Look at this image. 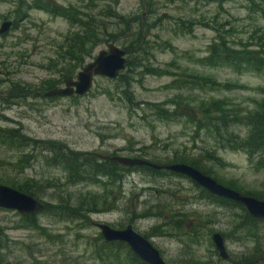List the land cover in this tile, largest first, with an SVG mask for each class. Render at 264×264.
I'll use <instances>...</instances> for the list:
<instances>
[{"label":"rangeland","instance_id":"374dc122","mask_svg":"<svg viewBox=\"0 0 264 264\" xmlns=\"http://www.w3.org/2000/svg\"><path fill=\"white\" fill-rule=\"evenodd\" d=\"M30 1L0 0V25L11 23L0 35V130L19 129L30 139L51 140L104 159L139 158L137 150L146 153L141 159L148 161L184 154L200 159L209 168V177L222 186L232 183L239 191L232 190L242 195L264 190L263 156L248 157L241 150L220 148L213 133L197 131L193 122L183 117L157 116L146 107L158 105L171 115L176 106L189 112L187 107L221 100L228 114L253 112L264 90V67L236 70L218 64L207 66L204 60L208 48L218 40L236 50L260 51L257 48L264 44L261 1L224 0L218 5L213 0H48L77 8L84 15H103L110 7L128 27L104 20L107 28L102 32L113 35L115 41L110 43L124 53L127 50L126 62L134 63L129 72L122 70L120 83L96 77L82 97L53 98H44L46 91L39 92V85L51 76L48 68L70 28L63 18L36 9H25L21 17L16 10L18 2ZM105 45L97 46L83 64ZM145 67L157 69L161 76L144 74ZM185 75L209 77L228 88L201 91L172 84ZM127 85L138 105L135 109L126 106L121 94ZM229 132L243 138L246 128L231 126ZM38 151L32 152L36 158L28 165H18L20 154L31 150L18 153L0 143V177L9 176L16 182L31 179L38 189V201L54 205L68 200L69 205L83 209V219L61 220L38 212L34 214L36 228H24L21 215L0 209V264H131L124 251L108 260L97 258L95 247L102 238L96 224L113 229L130 226L166 264H234L255 252L257 240L264 251V225L258 226L254 238L238 237L231 230V220L240 211L199 199L196 185L187 178L164 175L153 181L135 171L114 185L104 181L69 185L60 169L45 167ZM208 152L219 162L205 160ZM84 197L87 201L95 198V211H85L91 204L79 205ZM213 233L225 234V261L214 250ZM245 264H264V256Z\"/></svg>","mask_w":264,"mask_h":264},{"label":"trees","instance_id":"16d2710c","mask_svg":"<svg viewBox=\"0 0 264 264\" xmlns=\"http://www.w3.org/2000/svg\"><path fill=\"white\" fill-rule=\"evenodd\" d=\"M79 3H83V0H77ZM216 4L220 5L224 0H213ZM264 4V0H259ZM17 8V12L21 17L25 16V9H36L42 11L46 14H51L54 17H61L67 21L69 25V30L62 38L60 42V53L57 55L54 63L48 68L51 71V76L43 80L39 85V92L47 91L63 84L66 80L72 79L75 76L76 71H78L84 64L86 58H90L93 50L99 46L102 42L108 43L115 41V38L111 34H104L107 20L115 22V26H121L125 24L126 20L111 11L110 7H106L103 15H84L77 11V8L72 7H61L54 4L48 0H31L29 4H23L22 2ZM116 4V1L113 2ZM254 6V5H252ZM104 20H106L104 22ZM117 23V24H116ZM16 26V24H12ZM128 27L126 24L123 25ZM104 34V35H103ZM104 36V38H102ZM135 40V43H138ZM260 51H248V50H236L234 48H229L222 40H218L216 45L210 46L208 48V57L204 60V65H225L230 66L236 70H254L259 71L264 67V44L257 48ZM127 54V50H125ZM52 63V62H49ZM134 66V63L125 64L124 69L129 72V69ZM144 74L152 76H161L157 69L151 67H145L143 69ZM122 72V71H121ZM121 72L118 74L115 81L117 83L121 82ZM185 79H177L172 81V84H179L181 86L187 87L191 90H226L228 86L216 84L215 81L211 80L209 77L205 76H194L185 75ZM35 89L32 90V93ZM26 92H30L29 90ZM35 94V93H33ZM121 94L126 101V106L130 108H136L138 105L134 100V97L129 90V85L126 89L121 91ZM262 98L256 104L255 109L251 113H246L245 115H237L236 113L228 114V110L225 109L226 105L221 100H211L207 103L199 104L197 107L189 108V112H185L184 108H176L173 113L169 115L166 110L160 109L158 105L149 104L146 107H150L149 111L157 116H172L175 118H184L189 122H193L195 129L206 130V132H211L215 138L220 142V148H228L231 150H241L247 154L248 157H253L256 154L263 156L264 161V90L261 92ZM175 103V102H172ZM187 106V105H185ZM192 111V112H191ZM200 119H199V118ZM242 125L246 128V133L243 138L237 137L229 132L231 126ZM224 130V132H222ZM222 132V133H221ZM223 134V135H222ZM0 143L7 145L10 150H15L20 153L21 151L29 148L31 153L20 154L17 164L24 165L29 164L31 160L36 158L33 151H38L37 155L41 153V162L47 168L60 169L62 173L65 174V182L69 185H97L101 181L108 182L114 185L115 182L119 181L125 174L130 172H140L145 177L151 178L150 180L155 181L158 176L173 175L166 171H155L147 167H132L126 168L119 166L118 164L107 160L106 158H100L93 153L77 152L67 148L66 145L62 143H57L51 140L47 141H37L30 139L23 135L19 129H6L0 130ZM140 154L139 158L146 156L142 150H137ZM137 156V157H138ZM136 158V157H135ZM205 160L211 162H219L213 156L212 153H206L204 156ZM161 159L150 158L149 162L157 165H169V164H186L189 165L202 174L206 176H211L209 168L202 165L200 159L188 157L184 154H173L170 158L164 157L163 161ZM148 161V160H147ZM2 169L0 164V170ZM212 177V176H211ZM0 184L9 186L17 190L18 192L27 194L34 199H37V188L33 184L31 179H24L21 182H16L9 176L5 178L0 177ZM48 186L51 183L46 182ZM225 187L229 189L238 190L232 183H226ZM198 189V198L204 199L207 203L228 210L238 209L239 214H234V219L231 220V230L239 237H253L257 236L258 226L264 225V222L258 219L251 218L243 207L239 204L233 203L231 201L214 197L208 194L205 190ZM234 190V191H236ZM239 191V190H238ZM237 192V191H236ZM240 193V192H238ZM243 195L252 197L257 200L264 201V190L258 192H246ZM70 202H58L54 205H48L42 203L43 207L40 211L42 214H50L55 218L61 220H80L83 217L81 212L82 208H75L69 205ZM91 204L92 209L88 208L85 211H95L96 200L90 199L87 201L86 198H82L79 202L80 206L87 207ZM78 207V206H77ZM150 216H155L154 214L146 213ZM144 216V215H143ZM34 214L31 215H21L22 227L24 228H36L34 222ZM101 238L100 236H98ZM222 239L225 234L221 235ZM254 238V237H253ZM260 239V238H258ZM0 247H3L0 239ZM97 252V258L102 260L104 258L110 259L114 258L116 254L120 251H124L128 261L131 264H144L136 256H134L128 247L121 242H110L106 243L103 240L100 244L95 247ZM264 256V251H262L261 246L259 247L258 240L255 244V252L251 253L248 258H241L234 264H245L253 259H260Z\"/></svg>","mask_w":264,"mask_h":264},{"label":"water","instance_id":"95a60500","mask_svg":"<svg viewBox=\"0 0 264 264\" xmlns=\"http://www.w3.org/2000/svg\"><path fill=\"white\" fill-rule=\"evenodd\" d=\"M10 26V22H2L0 25V35L4 34ZM125 64L124 51L116 47L113 43H107L104 49L98 50L92 60L86 62L76 72L73 79L66 80L61 87L50 89L43 93L42 96L44 98L82 97L90 91L94 78L99 77L114 80L124 69ZM106 159L126 168L147 167L155 171H166L187 178L208 194L239 204L251 218L264 222V201L242 195L222 186L189 165L179 163L157 165L145 159L121 156H111L106 157ZM42 207V203L37 199L0 184V209L14 211L19 215H31L40 212ZM95 227L104 242L124 243L130 252L142 263L166 264L160 258L158 251L146 239L134 232L130 226L122 229H113L107 225L96 224ZM211 243L218 258L222 261L226 260L228 256L225 252L221 235L213 233L211 235Z\"/></svg>","mask_w":264,"mask_h":264},{"label":"flooded vegetation","instance_id":"af4514ba","mask_svg":"<svg viewBox=\"0 0 264 264\" xmlns=\"http://www.w3.org/2000/svg\"><path fill=\"white\" fill-rule=\"evenodd\" d=\"M125 227V226H124ZM124 227H122V228H124ZM122 228H120V229H122ZM144 238V237H143ZM145 239V238H144ZM228 258V257H227ZM227 260V259H226ZM225 261V260H224Z\"/></svg>","mask_w":264,"mask_h":264}]
</instances>
